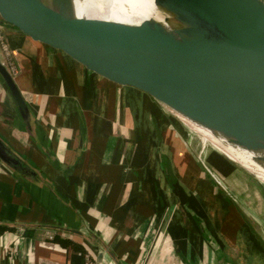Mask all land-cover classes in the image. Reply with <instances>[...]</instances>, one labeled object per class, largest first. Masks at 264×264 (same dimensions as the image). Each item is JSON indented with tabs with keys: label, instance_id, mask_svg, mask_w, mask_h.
<instances>
[{
	"label": "crops",
	"instance_id": "crops-1",
	"mask_svg": "<svg viewBox=\"0 0 264 264\" xmlns=\"http://www.w3.org/2000/svg\"><path fill=\"white\" fill-rule=\"evenodd\" d=\"M4 39L33 128L0 80V137L39 179L0 162V264H82V251L62 241L96 260L102 251L100 264H114L108 251L120 264H264V243L235 209L236 199L227 198L231 217H241L237 225L220 227L222 217L207 212V233L196 226L199 196L181 190L178 167L187 166L140 144L131 93L89 101L83 69L66 55L15 32ZM168 135L162 130L164 140ZM168 172L177 182L169 183Z\"/></svg>",
	"mask_w": 264,
	"mask_h": 264
},
{
	"label": "water",
	"instance_id": "water-1",
	"mask_svg": "<svg viewBox=\"0 0 264 264\" xmlns=\"http://www.w3.org/2000/svg\"><path fill=\"white\" fill-rule=\"evenodd\" d=\"M153 3L161 22L127 25L78 18L73 0H0V32L5 37L18 33L66 55L83 69L89 101L104 95L120 100L131 93L132 130L140 136V144L157 155L213 179L234 176L233 163L238 162L221 151L227 150L224 146L204 141L194 127L244 150L264 151V0ZM0 80L32 131L28 104L2 60ZM186 126L202 137L203 146L211 143L215 153L208 154V161L189 149ZM162 130L170 135L168 140ZM258 160L264 163V156ZM0 162L27 180L39 179L1 137ZM197 206L195 217L206 234L203 223L209 218ZM108 252L114 264H120Z\"/></svg>",
	"mask_w": 264,
	"mask_h": 264
},
{
	"label": "rangeland",
	"instance_id": "rangeland-1",
	"mask_svg": "<svg viewBox=\"0 0 264 264\" xmlns=\"http://www.w3.org/2000/svg\"><path fill=\"white\" fill-rule=\"evenodd\" d=\"M0 58L4 62H7L3 51L2 55L0 54ZM168 113H171L170 115L181 121L172 112L168 111ZM183 132L186 134L188 147L194 156H197L200 153V158L206 159L208 161V154H210V152L215 153L211 143H206V145L203 146L201 141L202 137L187 126L184 127ZM221 140L222 144L225 145L224 147L227 148V150L230 149L228 146H233L228 144L225 139L221 138ZM235 146L236 145H234V147ZM233 164L235 165L236 169L234 176L224 175L223 177L225 178L220 176L217 177V179H209L206 174V176H204V174H191L190 172L192 171L183 170L184 168L182 167H178V170H180V173L183 175H181V178H183V186L187 190L186 194H189L190 198L192 195H196L198 199L199 196L200 201H198L200 202L201 208L204 210V212L209 213L210 218L216 219L218 221V219L222 217V221L219 225L220 227H224L226 224H231V227H234L235 224L237 225L238 221L241 220L239 214L233 218L231 217V215H233L232 208L234 207H232L230 202L227 200V198L236 199L237 202L235 201V209L241 213H244L246 217L250 219L249 222L252 224L251 228L255 231V239L257 238L259 241L264 243V182H262L263 180L261 181L259 177L257 178L254 173L248 171L240 164L235 162ZM168 181L169 183L177 182L176 174L171 175ZM189 183H195V189L192 190L190 187V190L188 187ZM190 191H194L195 194H191ZM218 197H221V199ZM222 223L224 224L222 225Z\"/></svg>",
	"mask_w": 264,
	"mask_h": 264
},
{
	"label": "bare ground",
	"instance_id": "bare-ground-1",
	"mask_svg": "<svg viewBox=\"0 0 264 264\" xmlns=\"http://www.w3.org/2000/svg\"><path fill=\"white\" fill-rule=\"evenodd\" d=\"M73 3L78 18L113 20L127 25H137L147 20L162 21V15L154 6L153 0H73ZM194 129L203 136L204 141L211 140L221 145V148L225 146L222 144L221 137H214L212 132L203 128L194 127ZM228 147L229 150L223 148L221 151L264 181V163L258 160V157L264 156V151L250 152L236 146Z\"/></svg>",
	"mask_w": 264,
	"mask_h": 264
},
{
	"label": "built area",
	"instance_id": "built-area-1",
	"mask_svg": "<svg viewBox=\"0 0 264 264\" xmlns=\"http://www.w3.org/2000/svg\"><path fill=\"white\" fill-rule=\"evenodd\" d=\"M0 47L5 54L7 62H4L8 70L12 73L14 76L17 72V67L16 64L14 63L12 59V51L7 44V42L4 40L3 35L0 32ZM82 264H100L96 259H93L90 255L86 254L83 258V263Z\"/></svg>",
	"mask_w": 264,
	"mask_h": 264
},
{
	"label": "trees",
	"instance_id": "trees-1",
	"mask_svg": "<svg viewBox=\"0 0 264 264\" xmlns=\"http://www.w3.org/2000/svg\"><path fill=\"white\" fill-rule=\"evenodd\" d=\"M190 168L187 166L186 167V170H188V171H191V170H189ZM168 174H169V176H168V180H169V178L171 177V175H173L172 173H170V172H168ZM204 176H206L205 174H204ZM207 177L210 179V178H212V177H210V176H208L207 175ZM183 183L184 182H182V186H183ZM183 192H184V194H185V196L187 197V196H190L189 194H186L187 193V190L183 187L182 189H181ZM219 199L221 198V197H218ZM201 199H202V197H201ZM195 219H196V226H198V224H199V218H197V217H194ZM5 229V227H2V226H0V230H4ZM202 238H203V236H202ZM202 240V239H201ZM63 243H64V245H67V244H71L74 248H76V249H78V250H81L82 252H81V255L82 256H85L87 253L84 251V250H82V248H78V246H76L75 244H73V243H70V242H68V241H62ZM86 253V254H85Z\"/></svg>",
	"mask_w": 264,
	"mask_h": 264
}]
</instances>
